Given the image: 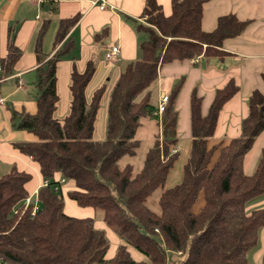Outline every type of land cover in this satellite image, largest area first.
Wrapping results in <instances>:
<instances>
[{
    "label": "trees",
    "instance_id": "obj_1",
    "mask_svg": "<svg viewBox=\"0 0 264 264\" xmlns=\"http://www.w3.org/2000/svg\"><path fill=\"white\" fill-rule=\"evenodd\" d=\"M206 1L171 0V14L166 17L155 0H144L140 17L146 18V24L138 29L147 38L139 46L140 58L125 65L111 88L105 137L100 141L93 134L105 84L86 98L96 70L94 61L86 62L82 72L72 68L69 112L55 118L57 63L64 55L74 59L73 41L67 35L77 18L60 20L50 57L40 52L46 22L40 27L35 43L36 112L12 115L13 121L18 119L15 128L31 133L35 141L12 146L37 163L45 184L30 198L31 204L35 200L38 204L31 216L32 205L22 209L29 198L25 185L31 175L15 167L0 172L1 259L12 264H251L247 252L257 244L264 227V208L250 212L246 208L264 193V148L251 175L243 172V158L264 130V94L253 91L249 96L239 137L210 145L219 111L238 87L229 80L217 89L205 116L201 99L193 92L188 155L180 180L167 187L168 175L181 156L176 150L174 108L178 82L161 117L156 118L159 130L141 168L135 171L129 163L119 165L122 158L136 156L141 144L137 131L144 119L153 117L159 69L199 56L222 59L223 42L244 31L247 22L233 15L218 18L213 31H203ZM13 33L7 56L0 61V81L11 75L20 55L12 44ZM67 181L73 189L66 197L78 207L99 211L104 225L123 242L111 258L106 257L108 239L95 228L93 218L64 213L62 187ZM155 192L158 212L149 208ZM127 247L145 260L132 258Z\"/></svg>",
    "mask_w": 264,
    "mask_h": 264
},
{
    "label": "crops",
    "instance_id": "obj_2",
    "mask_svg": "<svg viewBox=\"0 0 264 264\" xmlns=\"http://www.w3.org/2000/svg\"><path fill=\"white\" fill-rule=\"evenodd\" d=\"M155 1L161 7L164 16L171 14V0ZM105 3L106 8L100 10L96 0H44L41 3L33 0H0V61L7 56L10 31L14 32L12 44L20 53L11 75L0 81V99L3 101L0 105V167L5 166L8 170L15 167L18 171L31 175V180L25 185L31 199L35 198L37 190L43 185V178L37 163L13 148L12 144L32 142L35 141V137L27 131L16 130L15 120L18 119L13 121L12 115L23 111L29 114L36 112L35 97L33 93L29 96L28 86L35 87V69L39 66L35 54L38 31L46 22L47 28L41 41L40 52L50 57L55 52L53 44L60 20L77 18L67 35V38L73 41L71 51L74 59L72 60L70 55H64L57 63L56 84L59 102L55 118L62 119L69 112L68 87L73 67L82 72L86 62L92 60L96 63L92 79H95L97 85L89 91L91 79L86 89V98L89 100L92 92L104 85V80H108L109 69H113L104 62L107 46L113 43L119 47L120 60L117 67L119 63L128 64L140 58L139 46L147 38L144 30L138 29V25L145 24L140 17L144 0H105ZM226 15H233L239 20L246 21L247 25L241 35L223 42L222 49L226 54L222 59L199 56L193 62L174 61L162 66L158 71L156 105L162 96L169 97L173 87L180 82L179 91L174 99V108L177 112L176 150L181 151V156L183 154L182 165L187 158L191 140L189 100L193 92L201 99V113L205 116L217 89L224 87L229 80H233L238 87V91L219 111L210 145L226 143L239 137L241 123L248 114L249 96L253 91L264 94V0H207L203 6L201 29L205 32L213 31L218 18ZM59 72L62 73L61 76ZM62 77L65 79L66 106L61 109L58 82L59 80L61 82ZM110 91L111 88L106 89L104 94L108 99ZM156 133H153V138ZM101 138L93 137L97 141L104 139ZM263 148L264 130L255 138L251 149L243 158V172L246 175L253 173ZM59 177L58 174L55 176L56 179ZM180 178L181 174L178 181ZM166 186L170 187L168 184ZM72 189V186L62 187L64 213L66 209H74L76 205L66 197V192ZM65 198L68 200L67 205ZM253 201L256 202L247 206V212L264 208V193ZM94 226L99 229L95 223ZM113 254L106 257L111 258ZM263 256L264 227L258 232L257 244L247 252L251 264H261Z\"/></svg>",
    "mask_w": 264,
    "mask_h": 264
},
{
    "label": "rangeland",
    "instance_id": "obj_3",
    "mask_svg": "<svg viewBox=\"0 0 264 264\" xmlns=\"http://www.w3.org/2000/svg\"><path fill=\"white\" fill-rule=\"evenodd\" d=\"M142 19H143L144 23L146 24V18H142ZM125 65L126 64L119 63L117 68L109 69V75L107 76L108 80L107 81L104 80V83L106 85L107 90L112 88V85L114 83L113 81H115L118 74L124 69ZM59 74L61 76L62 73L59 72ZM58 77H59V75H58ZM96 83L97 82H95V79H92V81L89 85V87H90L89 91H92L96 87V85H97ZM64 87H65V79L62 77L61 82H60V80L58 82V89L60 91V97H61V100H60V108L61 109L66 106V103L64 101V98L66 96V93H65L66 90ZM28 90H29V96H31L30 93H33L32 95H34V97L36 99V96H37L36 87L28 86ZM58 95H59V92H58ZM107 100H108V97L104 96V98L100 104V108L96 114L95 125H94L95 131L93 134L94 138H97V137H102L101 139L104 138V125H105V119H106ZM15 122H16V120H15ZM156 122H157L156 118H153V117L146 118L142 121V124H141L139 130L137 131V135H136L137 139H139L141 141V144H140L139 149L137 150L136 156L133 158H130V157L122 158L119 161L120 166H124V165L129 163V164L133 165L135 171H138L141 168L144 155H145L146 151L148 150V148H150L152 146L153 133L154 132L158 133V130H159V128H158V130H156L157 129ZM16 130H18V129H16ZM18 131H22V130H18ZM180 153H181V151H180ZM183 161H184V157L182 154L181 159L175 163L174 167L171 169V171L168 175V179H167L168 185L171 186V185H174L175 183L178 182V179H179L180 174H181V166H182ZM7 170H8L7 167L1 165V167H0L1 173H5ZM63 186L65 188L70 187V186H72V183L67 181ZM157 195H158V192H155L151 198V202L149 203L150 204L149 208L156 211V212H158V209H157L156 203L154 204V201H156L155 199H157ZM153 198H155V199H153ZM65 201H66V205H67L68 200L66 198H65ZM254 202H256V201L249 202L247 206H249L250 204H253ZM65 213L68 215H72L74 217H77V218L78 217L79 218L80 217L81 218L90 217V218L94 219V223H95L96 227L99 228L100 230L104 231V234H105V236L109 242V248H108V251L106 253V256H111L114 253L117 246L120 244H123V242L110 229H108L104 225V223L102 222V219H101L102 218L101 213L99 211H95L91 208H81V207H77L75 205L74 209H71V208H70V210L66 209ZM127 249L130 253V256L132 258H134L135 260H137V261H140V260L144 261L145 260V257L142 254H140L139 252H137L135 249H133L131 247H127ZM249 259L251 261L250 255H249Z\"/></svg>",
    "mask_w": 264,
    "mask_h": 264
},
{
    "label": "built area",
    "instance_id": "obj_4",
    "mask_svg": "<svg viewBox=\"0 0 264 264\" xmlns=\"http://www.w3.org/2000/svg\"><path fill=\"white\" fill-rule=\"evenodd\" d=\"M33 1H35L37 3L44 2V0H33ZM96 2L98 3V5H99L98 8L100 10H103V9L106 8L105 0H96ZM119 54H120L119 47L116 44L112 43L109 46H107V48L105 50V53H104V62H105V64L109 68H113V69L116 68L117 67V63L120 60ZM190 61L193 62L194 59H191ZM167 102H168V96H162L160 98V100L158 101L156 109L153 112V116H156V117L159 118L161 116V114L164 112V109H165V107L167 105ZM2 104H3V101H2V99H0V105H2ZM61 183H64L63 179L61 180ZM44 184H45V182H44ZM29 205H32L31 216H33L38 211V204H37L36 200L33 202V204H31L30 198H27L22 204V209H26L27 206H29ZM14 213L16 214L17 211H14ZM155 231L157 232V230H155ZM169 253L170 252L168 250H165V254L166 255H169ZM0 264H12V263H9V262H7V261H5V260L0 258Z\"/></svg>",
    "mask_w": 264,
    "mask_h": 264
}]
</instances>
